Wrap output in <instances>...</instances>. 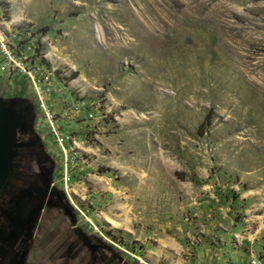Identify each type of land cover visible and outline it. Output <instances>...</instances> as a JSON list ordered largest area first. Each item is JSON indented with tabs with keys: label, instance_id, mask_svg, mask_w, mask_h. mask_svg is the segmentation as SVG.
Returning a JSON list of instances; mask_svg holds the SVG:
<instances>
[{
	"label": "rangeland",
	"instance_id": "obj_1",
	"mask_svg": "<svg viewBox=\"0 0 264 264\" xmlns=\"http://www.w3.org/2000/svg\"><path fill=\"white\" fill-rule=\"evenodd\" d=\"M0 35L53 193L22 264H264V0H0Z\"/></svg>",
	"mask_w": 264,
	"mask_h": 264
},
{
	"label": "flooded vegetation",
	"instance_id": "obj_2",
	"mask_svg": "<svg viewBox=\"0 0 264 264\" xmlns=\"http://www.w3.org/2000/svg\"><path fill=\"white\" fill-rule=\"evenodd\" d=\"M7 105L15 109L17 113L25 116L27 127L18 134V139L22 146L18 149V155L14 160V167L7 186L0 189V264H22L29 238H27V241L24 238L23 227L25 223L17 209L19 205L17 204V199L19 197L21 207L24 203L23 198L20 196L22 194L20 186L34 178L48 188L51 185V179L40 163L37 164V172L29 173L26 169L29 152L37 148L39 144V141L32 136L30 109L24 104L12 103ZM27 185L29 186V184ZM48 189V195L52 196L51 189ZM16 228L21 231L19 233L16 232ZM29 236L30 234H28ZM9 248L12 251L9 252Z\"/></svg>",
	"mask_w": 264,
	"mask_h": 264
},
{
	"label": "water",
	"instance_id": "obj_3",
	"mask_svg": "<svg viewBox=\"0 0 264 264\" xmlns=\"http://www.w3.org/2000/svg\"><path fill=\"white\" fill-rule=\"evenodd\" d=\"M26 127L25 116L0 100V189L7 186L18 149L22 146L18 134ZM65 210L70 214L68 208Z\"/></svg>",
	"mask_w": 264,
	"mask_h": 264
},
{
	"label": "built area",
	"instance_id": "obj_4",
	"mask_svg": "<svg viewBox=\"0 0 264 264\" xmlns=\"http://www.w3.org/2000/svg\"><path fill=\"white\" fill-rule=\"evenodd\" d=\"M40 86L39 87H37L36 88V94H38L37 96H39V99L41 100V102L42 103H45L46 104V106L48 105L47 104V96L54 90L53 88H48V89H46V88H44L46 85H44V86H41L42 84H39ZM41 109H45V105L44 104H41ZM48 107V106H47ZM49 112H50V110H49ZM47 115H48V112H47ZM48 116H50V115H48ZM52 134H54L55 132L54 131H52L51 132ZM252 264H263L262 263V261H260V260H257V261H253L252 262Z\"/></svg>",
	"mask_w": 264,
	"mask_h": 264
},
{
	"label": "trees",
	"instance_id": "obj_5",
	"mask_svg": "<svg viewBox=\"0 0 264 264\" xmlns=\"http://www.w3.org/2000/svg\"><path fill=\"white\" fill-rule=\"evenodd\" d=\"M76 77V74H73V76H71V79H74Z\"/></svg>",
	"mask_w": 264,
	"mask_h": 264
},
{
	"label": "bare ground",
	"instance_id": "obj_6",
	"mask_svg": "<svg viewBox=\"0 0 264 264\" xmlns=\"http://www.w3.org/2000/svg\"><path fill=\"white\" fill-rule=\"evenodd\" d=\"M1 36V35H0Z\"/></svg>",
	"mask_w": 264,
	"mask_h": 264
}]
</instances>
